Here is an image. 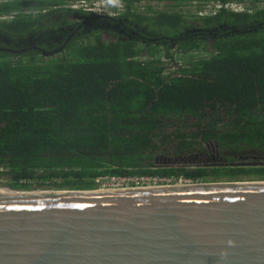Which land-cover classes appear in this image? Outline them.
<instances>
[{"label": "trees", "instance_id": "obj_1", "mask_svg": "<svg viewBox=\"0 0 264 264\" xmlns=\"http://www.w3.org/2000/svg\"><path fill=\"white\" fill-rule=\"evenodd\" d=\"M69 1L0 0V30L39 32ZM121 1L149 35L95 28L53 56L0 50V179L24 191L96 189L105 176L264 180V9L197 15L179 8L237 3L152 0L179 8L143 12L142 0ZM221 24L237 29L207 31Z\"/></svg>", "mask_w": 264, "mask_h": 264}, {"label": "water", "instance_id": "obj_2", "mask_svg": "<svg viewBox=\"0 0 264 264\" xmlns=\"http://www.w3.org/2000/svg\"><path fill=\"white\" fill-rule=\"evenodd\" d=\"M0 188V264H264V180Z\"/></svg>", "mask_w": 264, "mask_h": 264}, {"label": "flooded vegetation", "instance_id": "obj_3", "mask_svg": "<svg viewBox=\"0 0 264 264\" xmlns=\"http://www.w3.org/2000/svg\"><path fill=\"white\" fill-rule=\"evenodd\" d=\"M6 19L8 18L4 17L3 20ZM63 20H74V22L60 24L56 28L44 27L39 32L33 29L25 35L21 34L18 36H12L0 30V44H4V46L0 47V50L6 52H25L31 48L44 52L47 48L48 50L52 49L47 52H53L66 46L72 36L95 28L106 29L107 31L112 30L115 36L131 39H139L142 37V33L146 35L150 33L148 29L146 30V28L129 21L125 11L117 16H109L85 14L78 10L60 9L48 15L46 24L60 23ZM211 150L212 148H208L205 152L210 154Z\"/></svg>", "mask_w": 264, "mask_h": 264}, {"label": "built area", "instance_id": "obj_4", "mask_svg": "<svg viewBox=\"0 0 264 264\" xmlns=\"http://www.w3.org/2000/svg\"><path fill=\"white\" fill-rule=\"evenodd\" d=\"M206 5L205 9L209 8L212 11L200 10L199 15L212 14L221 9L224 5L230 9L242 10L243 8L234 3H219L216 8L214 3ZM66 8L71 10H79L84 13L94 15H109L117 16L124 11V4L121 0H71L65 5ZM244 10V9H243ZM173 185V184H187L188 180L182 178L176 180L173 178H158L147 176H105L96 179V184L101 188L123 189L131 187H158L159 184Z\"/></svg>", "mask_w": 264, "mask_h": 264}, {"label": "rangeland", "instance_id": "obj_5", "mask_svg": "<svg viewBox=\"0 0 264 264\" xmlns=\"http://www.w3.org/2000/svg\"><path fill=\"white\" fill-rule=\"evenodd\" d=\"M226 1V0H225ZM233 2H236L238 5H240L243 9L247 10H255V9H264V0L263 1H260L256 4H249L248 2L246 1H243V2H238L236 0H231ZM214 3V6L216 8V6L219 4V3H222L221 1H215L213 2ZM212 3V4H213ZM173 3H169V2H166V1H150V0H142L139 4V7H138V10L139 11H143V12H151V11H161V10H165V9H170V10H174V9H178L176 7H173ZM206 5V4H204ZM204 5H201L200 2H192V3H185V5L181 6L179 9H181L182 11H184L185 13L187 14H190V13H193V14H197L199 15V11L200 10H203V11H212L209 8L205 9V6ZM74 22V20H70L69 23H72ZM58 25H60V23H50V24H46V28L49 27V28H53V27H57ZM139 42V41H138ZM171 52L175 53L176 50H172L171 49ZM205 54V52L203 51H194L193 55H194V58L195 57H201ZM55 55V54H54ZM53 56V55H52ZM176 57L178 59V61L180 62H187L189 59H190V55L189 53H177L176 54ZM224 181H230V180H221V181H218V182H224ZM239 181V180H237ZM0 183L2 185H5L6 184V180H2L0 179ZM159 185H166V184H159ZM97 188H101L100 185H97Z\"/></svg>", "mask_w": 264, "mask_h": 264}, {"label": "bare ground", "instance_id": "obj_6", "mask_svg": "<svg viewBox=\"0 0 264 264\" xmlns=\"http://www.w3.org/2000/svg\"><path fill=\"white\" fill-rule=\"evenodd\" d=\"M0 191H8V190H6V189H4V188H0Z\"/></svg>", "mask_w": 264, "mask_h": 264}, {"label": "clouds", "instance_id": "obj_7", "mask_svg": "<svg viewBox=\"0 0 264 264\" xmlns=\"http://www.w3.org/2000/svg\"><path fill=\"white\" fill-rule=\"evenodd\" d=\"M67 9H69V8H67ZM71 10V9H70ZM79 11V10H78ZM80 12H82V11H80ZM82 13H84V12H82ZM85 14H88V13H85Z\"/></svg>", "mask_w": 264, "mask_h": 264}]
</instances>
